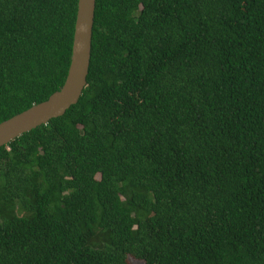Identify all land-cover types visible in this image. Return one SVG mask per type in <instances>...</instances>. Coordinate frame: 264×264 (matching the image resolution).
<instances>
[{
	"label": "trees",
	"instance_id": "trees-1",
	"mask_svg": "<svg viewBox=\"0 0 264 264\" xmlns=\"http://www.w3.org/2000/svg\"><path fill=\"white\" fill-rule=\"evenodd\" d=\"M76 0H0V121L63 83ZM86 83L0 146V264H264V0H95Z\"/></svg>",
	"mask_w": 264,
	"mask_h": 264
},
{
	"label": "water",
	"instance_id": "water-1",
	"mask_svg": "<svg viewBox=\"0 0 264 264\" xmlns=\"http://www.w3.org/2000/svg\"><path fill=\"white\" fill-rule=\"evenodd\" d=\"M95 0H76L69 63L61 86L45 100L0 121V146L74 104L85 86Z\"/></svg>",
	"mask_w": 264,
	"mask_h": 264
},
{
	"label": "rangeland",
	"instance_id": "rangeland-1",
	"mask_svg": "<svg viewBox=\"0 0 264 264\" xmlns=\"http://www.w3.org/2000/svg\"><path fill=\"white\" fill-rule=\"evenodd\" d=\"M127 262L129 264H143V262L141 260H138V259H135V258H132L130 256L127 257Z\"/></svg>",
	"mask_w": 264,
	"mask_h": 264
}]
</instances>
